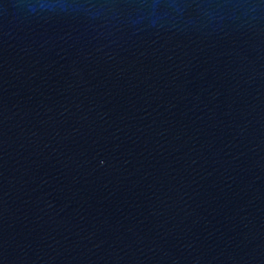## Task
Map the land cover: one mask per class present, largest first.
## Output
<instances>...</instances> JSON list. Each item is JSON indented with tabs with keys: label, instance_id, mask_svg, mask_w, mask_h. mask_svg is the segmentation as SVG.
Returning a JSON list of instances; mask_svg holds the SVG:
<instances>
[{
	"label": "water",
	"instance_id": "water-1",
	"mask_svg": "<svg viewBox=\"0 0 264 264\" xmlns=\"http://www.w3.org/2000/svg\"><path fill=\"white\" fill-rule=\"evenodd\" d=\"M0 264H264V0H0Z\"/></svg>",
	"mask_w": 264,
	"mask_h": 264
}]
</instances>
